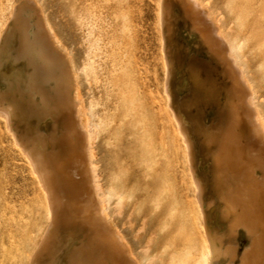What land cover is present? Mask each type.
Listing matches in <instances>:
<instances>
[{
  "label": "rangeland",
  "instance_id": "1",
  "mask_svg": "<svg viewBox=\"0 0 264 264\" xmlns=\"http://www.w3.org/2000/svg\"><path fill=\"white\" fill-rule=\"evenodd\" d=\"M21 1L0 0V30L2 21L14 11L0 48V103L9 111L13 130L34 155L45 154L51 149L56 153H64L65 144L61 139L65 118L69 114L66 106H70L67 100L71 98L72 91L70 75L66 62L58 52L51 51L45 41L36 13L25 0ZM46 1L65 42L73 48L77 59L80 62L87 61L89 56L94 59L93 62L90 60L92 69L89 71L90 76L87 75L89 79L83 76L81 80L85 98H94L97 103L95 111L99 115L102 112L106 115L102 113L105 117L96 116L95 120V128L99 124L97 130L94 128L96 134L93 140L97 174L102 189L108 190V194L106 191L105 193L113 203L117 194L122 193L121 210L116 216L127 234L132 236L130 223H133V227L143 223L146 229L143 228L141 234L151 233L155 240L154 248L160 250L162 243L157 238L161 230L158 224L160 216H187V201L193 199L195 189L192 187L187 191V200L185 197L173 200L179 184L168 177L166 169L172 160L170 145L182 143L186 146L184 140L179 139L175 127L177 121L184 124L182 126H185L187 137L190 138L193 159L191 165L201 184L202 199L206 202L205 213L223 227L225 221L221 218V202L215 197L219 190L225 191L230 186V180L225 178V174L223 176L224 170L233 177H238L239 174L231 159H226L228 164L226 161L216 164V144L210 142V135L219 133L220 114L229 97L232 83L226 76L225 67L212 49H208L210 46L199 30L194 25L191 26L192 21L186 14L182 0ZM210 2L215 13L221 14L222 25L234 44H242L238 53L256 87L257 98L264 113V0ZM14 3L18 7H14ZM164 86L167 92H164ZM167 98L175 113L172 119L169 111L171 108L166 107ZM115 100L120 103L114 105ZM223 116L227 120L226 112ZM3 120L1 119L2 122ZM2 130L0 235L5 236H0V262L15 264L21 246L18 243H25L26 249L33 248L41 239L43 231L45 234L51 208L47 210L50 206V201L46 200L47 190L40 179L36 183L38 179L35 175L38 174L33 165L27 157L28 162L24 159L25 155L10 141L11 134L9 138ZM208 131H211L210 134H207ZM99 132L100 135L97 136ZM52 137L56 140L52 141ZM179 155V163L184 169L186 159L182 147ZM231 155L235 157L234 153ZM244 158H247L246 154ZM29 169L35 173L32 175ZM221 179L225 186L218 185L217 182ZM63 193L65 201H69L68 190ZM172 194L174 197L170 196ZM21 195L24 196L23 199ZM34 197L36 198L33 199ZM40 199L43 201L39 204L37 201ZM27 200L31 201H28L30 204ZM4 202L5 206H2ZM11 202L12 208L17 209L10 210ZM208 203L212 205L208 207ZM63 208L68 207L64 205ZM73 217L74 220L70 221L60 218L47 249L36 257L35 264H99L98 258L108 256L104 252V243L98 242L97 238L92 239L89 226L80 217ZM6 236L10 239L9 246L6 244ZM240 239L244 247L247 239L243 236ZM262 243L264 244V231ZM5 248L7 249L4 250ZM6 260L8 263H5ZM263 262L264 256H260L249 259L247 264Z\"/></svg>",
  "mask_w": 264,
  "mask_h": 264
},
{
  "label": "bare ground",
  "instance_id": "2",
  "mask_svg": "<svg viewBox=\"0 0 264 264\" xmlns=\"http://www.w3.org/2000/svg\"><path fill=\"white\" fill-rule=\"evenodd\" d=\"M25 2L36 13L38 25H40L44 39L51 51L58 52L66 62L70 75L69 77L71 79L72 91L69 90L71 92V98L67 100V103L70 104V106H66V109L69 110V114L68 117L65 118L66 124L61 139V142L65 144L64 153H56L51 149L45 154L39 153L38 155H34L31 149L26 146L23 140L13 130L9 118V111L0 103V135L3 133L2 129H4L8 137L11 134L10 137H12V140L10 141H13L17 146V150L25 155V157L22 155L24 159H26V157L29 159L35 172L38 174V176L35 175L38 179L36 183L40 179L46 188L45 190H47V197L44 195L46 200L50 201V206L47 204V206H49L47 210L51 208V216L49 221H47L45 234H43V231L41 239L36 245L40 241L41 242L38 246L35 245L33 248L27 247V249L25 243H18L19 246H21L19 247L18 257L16 254L17 260L15 264H35L36 257L39 256L43 250L47 249V245L50 243V237L53 231H55L60 218L63 217L70 221L74 220L73 215L77 218L80 217L82 221L89 226V229L92 231V239L97 238L98 242L104 243V252L105 255L107 254L108 256L98 258L97 263L99 264H247L249 259L264 256V244L262 243L264 231V113L261 109L259 98H257L256 87L249 78L245 69V64L241 59V55L238 53L239 49L242 48V44L241 42L234 44L233 40L230 38V34L225 31L222 25L221 14L215 13L210 0H182V4L184 5L186 14L192 21L191 26L194 25L197 30H199L203 39L210 46L209 48L207 46V48H211L214 55L220 60L219 62L225 67L226 76L232 83L229 97L226 99L225 107L220 114L219 133H212L210 135V142L216 144L217 155H215L216 157L214 159L216 160V164L220 165L222 161H226V164H228L227 160L231 159L236 164L239 176L233 177L225 173V170L223 171V176L225 174V178L230 180V186L225 191L219 190L215 197L219 199L222 206L221 218L225 221V225L223 224L224 226L222 227L218 221H212L205 213L206 202L204 203L202 199L201 184L194 173L193 165H191L193 159L190 146L191 143L189 142L190 138L188 139L187 137L188 134H186L184 129L185 126H182L184 124L181 125L180 122L177 121L178 123L175 124V127L178 131L179 139L184 140L186 143L184 145L186 146H183L182 143L170 145L172 160H170L171 163L168 160L169 165L166 167L167 174L169 178L179 184L178 188H176L177 185L175 186L177 189L174 195L175 197L173 194L170 196L174 197L173 200L178 197H185V200H187V191L193 187L195 192L193 193L194 197L191 195L193 199L187 201L185 208L187 216H172V212H170L171 216H160L158 222L161 229L160 235H156L162 243V249L160 250L154 248L155 245L153 246V243H155V240H153L151 233L141 234L140 231L144 228L142 222V224L137 227H133V223H130V232L132 236L130 237L127 234L125 228L121 226L116 216L121 210L120 195L122 193L120 195L117 194L116 200L113 203L107 196L108 190H105L107 192L106 194L102 189L97 174L93 140L96 134L94 131L97 124V121L95 122L96 116L103 117L105 114L100 111L104 115L102 113L99 115V113L95 111L97 103H95L94 98L90 100L85 98L81 80L82 77L87 76L92 69L93 57L91 56V58L89 56V58H86L87 61L83 62L77 59L73 48L65 42L64 35L59 29L56 18L52 14L46 0H25ZM16 6L18 7V4L14 5V7ZM13 17L14 11H12L10 16L1 23L0 48L3 37L9 29ZM203 46L205 45H202V47ZM90 60H92V62ZM93 65H95V63ZM88 76H90V74ZM165 87L166 86H164L165 91H163L167 92ZM1 98L0 96V100ZM169 98L166 100V107L170 109ZM114 102V105L120 103L119 100H115ZM150 103H152V101ZM99 104L100 103H98V105ZM155 105L152 104V106ZM107 107L109 108V106ZM110 108L112 109V107ZM169 111L171 119L174 118L175 113L173 109L171 108ZM220 112L221 111H219V113ZM225 112L227 113V120H225L223 116ZM1 119H5L6 121L4 122L3 120L2 122ZM101 124L102 123H100V126ZM98 126L99 124L96 128H98ZM100 132L97 136L100 135ZM210 132L211 131H208L207 134H210ZM50 139L52 141L56 140L55 137ZM158 142L159 140H157V143ZM155 143L154 145L156 146ZM13 147H15L14 144ZM181 147L183 148L184 157L186 159V168L184 167V169L179 163ZM232 153H234L235 157H232ZM244 154L247 155V158H244ZM153 156H155V154ZM217 169H219V166ZM29 170L32 175L35 173H33L31 169ZM158 178L159 177H157V179ZM111 182H113V179ZM217 183L219 186L222 184L224 185V180L221 179ZM114 184L118 183L114 182ZM171 188L173 190V186ZM64 190H68V196L70 197L67 202L65 201ZM121 190H123V188ZM123 193L125 194V192ZM158 194L160 195V193ZM22 195L21 197L23 199L24 196ZM35 198L36 197L33 199ZM28 201L30 200H27V203L30 204ZM40 201L42 202L43 200L40 199L37 202L40 204ZM9 204L11 207L10 210L17 209L14 206V208H12V202ZM15 204L16 203H13V205ZM16 205H18V203ZM64 205H67L68 208L64 209ZM207 205L209 207L212 203H208ZM2 206H5V202ZM166 206L169 205L166 204ZM28 210L29 209H27V213ZM171 211L173 210L171 209ZM2 212L4 215L5 210L3 209ZM30 214H32V211ZM27 217L28 215L26 218ZM23 219L25 220V218ZM218 219L219 217L217 220ZM3 221H5V219H3ZM3 224L5 225V222H3ZM29 224L27 225L28 227ZM19 225L20 224H18V226ZM3 231H5V229H3ZM22 232L20 235H22ZM3 235L0 236L3 237ZM241 236L247 239V243L246 245L244 244V247L241 245ZM8 238L6 236V244H8L11 236L9 240ZM157 238L155 237V239ZM16 242H18L17 239ZM10 243L13 242L10 241ZM52 243L53 241L51 245ZM4 246L1 247L3 248ZM14 249L18 251V249ZM242 250L244 251L242 252ZM55 251L53 252L55 253ZM27 252L29 253L27 254ZM239 256H241L240 260L238 259ZM9 257L10 256H8V258ZM236 259H238V261ZM7 260L5 263H8ZM0 264L2 263L0 262Z\"/></svg>",
  "mask_w": 264,
  "mask_h": 264
}]
</instances>
